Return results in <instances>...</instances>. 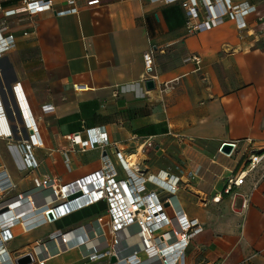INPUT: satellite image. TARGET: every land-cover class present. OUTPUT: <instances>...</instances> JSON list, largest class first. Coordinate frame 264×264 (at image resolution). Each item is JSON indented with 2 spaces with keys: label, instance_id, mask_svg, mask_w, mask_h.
Instances as JSON below:
<instances>
[{
  "label": "crops",
  "instance_id": "0c3cea01",
  "mask_svg": "<svg viewBox=\"0 0 264 264\" xmlns=\"http://www.w3.org/2000/svg\"><path fill=\"white\" fill-rule=\"evenodd\" d=\"M25 1L0 2V29L15 36L14 46L0 54V117L8 129L0 135V199L37 191L47 175L66 183L99 169L102 151L76 149L70 138L76 132L93 138L94 127L103 125L127 157L152 141L157 151L166 150L148 163L154 174L167 170L169 159L180 150L184 155L194 140L203 171L181 182L178 195L204 231L192 240L182 264H264V159L242 185L223 193L231 170L264 146V0H246L256 10L246 15L244 29L228 17L183 39L188 16L181 1L77 0L76 10L62 12L66 0H51L53 10L6 15ZM151 50L154 65L147 71L144 54ZM192 55L200 56L199 64ZM149 78L156 83L152 89L146 86ZM75 83L85 87L76 89ZM16 84L40 140L32 147L37 168L19 148L34 129L26 125ZM45 104L54 109L45 112ZM228 140H241L232 157L218 152ZM217 194L219 201L213 200ZM244 196L250 199L246 209ZM106 209L105 201L82 208L66 216L67 226L55 229L42 228L50 224L41 211L26 215L24 225L12 226L6 246L16 256L28 253L52 232ZM209 212L216 221H208ZM77 257L88 263L75 248L44 264H72Z\"/></svg>",
  "mask_w": 264,
  "mask_h": 264
},
{
  "label": "built area",
  "instance_id": "2783aa9c",
  "mask_svg": "<svg viewBox=\"0 0 264 264\" xmlns=\"http://www.w3.org/2000/svg\"><path fill=\"white\" fill-rule=\"evenodd\" d=\"M97 1L99 0H91ZM164 1H181L187 11V30L180 39L211 29L228 17L236 21L239 29H244L248 26L246 15L256 10V6L246 0L237 3L233 0ZM53 9L55 7L51 0H26L22 6L8 9L6 15L18 12L34 14ZM76 9L77 0H66L61 11ZM14 44V34L4 33L0 29V54L11 49ZM189 59L197 64L201 61L199 55H192ZM144 61L147 71H151L154 65L153 50L144 54ZM19 86L16 84L14 90L24 107L26 125L34 129L27 140L20 141L19 148L28 165L37 168L39 162L32 147L39 144L40 140L36 138V126L30 110L22 100L24 96ZM74 87L83 89L85 86L75 83ZM165 87L167 88V84ZM53 109L51 104L43 106L45 112ZM93 132V138H83L80 132L73 133L70 138L76 149L86 151L98 148L102 151V166L99 169L66 183H60L55 177L47 175L38 185L37 191L30 192L33 197L41 193L33 202L28 201L26 193L0 199V264H17L18 256L8 250L6 243L13 238L12 226L16 223L24 225L23 218L26 215L41 211L46 222L54 223L101 201L107 203L105 214L68 229H58L37 241L31 251L35 262L43 264L53 257L79 248L82 259L87 262L101 260L105 264H182L192 240L204 231V225L198 218L188 216L178 195L181 182H188L189 179L200 176L203 171L201 158L194 154V140L184 147L186 167L175 165L176 175L169 169L154 174L140 167L136 161L128 165L127 154L124 155L117 145H112L103 125L94 127ZM6 134L8 129L0 117V135ZM225 143L232 145L230 152L222 149ZM145 144L154 146L152 141H146ZM240 144L241 140L224 141L218 152L232 157L239 150ZM114 155L117 160L113 159ZM263 159L264 146L259 150H252L239 167L232 169L226 177L223 193L231 194L236 187L242 185ZM65 160L70 169L67 154ZM3 188V184L0 185V190ZM221 197L222 194H217L213 200L219 201ZM249 201L248 196L243 197L242 209L248 207ZM13 209L17 214H10ZM77 232L83 233V237L72 241L62 240L63 236ZM38 247H41V253H38ZM112 256L116 257L115 261H111Z\"/></svg>",
  "mask_w": 264,
  "mask_h": 264
},
{
  "label": "rangeland",
  "instance_id": "374dc122",
  "mask_svg": "<svg viewBox=\"0 0 264 264\" xmlns=\"http://www.w3.org/2000/svg\"><path fill=\"white\" fill-rule=\"evenodd\" d=\"M174 11H176V10H174ZM165 152H166V150H164V151H162V150L157 151L154 148V146L151 147L148 144H145L143 147H140V149L138 151H134L135 155H133V158H131V160L138 162V165L140 167H142L143 169H145V170L148 171V169H149L148 163H151L152 161H154V159L156 157H158V155H160L162 153H165ZM163 155H166V154H163ZM170 157L171 156H169V158ZM169 160H170L169 162L171 164L170 166H172L173 168L177 164H181V165H184V166L186 165L185 158H184V155L182 153V150H180L178 156H172V158H170ZM170 166H168L167 169L171 168ZM188 188H189V186H188ZM239 200H241V198H237V201H235V207L238 210L240 209V208H238L239 207V204H240L239 203ZM99 208L104 210L105 206L104 205H101ZM99 208L96 207L95 210H98ZM241 213H242L241 215H244L245 212H241ZM208 214H209L208 221L210 223L216 221V218L214 217V214H212L210 212ZM67 219H68V217H65V218H63L61 220H58V221L54 222V223H49L50 225L45 224V225L42 226V228L55 229L56 227H59V226H61V227L67 226L66 225V220ZM28 252H31V250H29V248H28ZM74 261L75 262L72 261V264H105L104 261H101V260H97V261H92V262L85 263L82 260H79L78 257L75 258ZM30 264H37V263L36 262H32Z\"/></svg>",
  "mask_w": 264,
  "mask_h": 264
},
{
  "label": "water",
  "instance_id": "95a60500",
  "mask_svg": "<svg viewBox=\"0 0 264 264\" xmlns=\"http://www.w3.org/2000/svg\"><path fill=\"white\" fill-rule=\"evenodd\" d=\"M156 85L153 78H149L146 80V86L148 89L154 88ZM226 152H230L232 149V145L229 143H225L222 148ZM116 257L112 256L111 261H115ZM17 264H30L32 262H35V257L32 252L24 253L22 255H19L16 259Z\"/></svg>",
  "mask_w": 264,
  "mask_h": 264
},
{
  "label": "bare ground",
  "instance_id": "6f19581e",
  "mask_svg": "<svg viewBox=\"0 0 264 264\" xmlns=\"http://www.w3.org/2000/svg\"><path fill=\"white\" fill-rule=\"evenodd\" d=\"M133 157V155H131V156H128L127 158V160H126V162H127V164L128 165H130V164H134L135 163V161H132L131 160V158ZM230 160V159H229ZM224 165V164H223ZM208 170V169H207ZM36 191V190H35ZM81 191H83V189H81ZM37 199V196H32V195H30V191H28V201H31V202H33L34 200H36ZM9 207V205H7V208ZM14 212V209L13 210H11V212H10V214H12ZM80 237H83V233H75V234H68V235H66V236H63V238H62V240H64V239H68V241H72V240H78V239H80ZM39 248V247H38ZM37 248V250H38V253H41V247H40V249H38ZM45 263V262H44ZM43 263V264H44ZM39 264H41V263H39Z\"/></svg>",
  "mask_w": 264,
  "mask_h": 264
},
{
  "label": "clouds",
  "instance_id": "9594fccd",
  "mask_svg": "<svg viewBox=\"0 0 264 264\" xmlns=\"http://www.w3.org/2000/svg\"><path fill=\"white\" fill-rule=\"evenodd\" d=\"M19 106H20V109H21V111H22V114L24 115V112H23L24 107H23L21 101H20V103H19ZM23 117H24V116H23Z\"/></svg>",
  "mask_w": 264,
  "mask_h": 264
}]
</instances>
